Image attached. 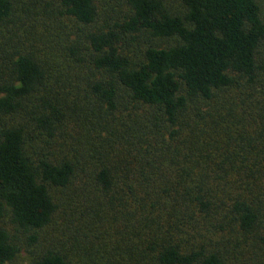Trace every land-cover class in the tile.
<instances>
[{"label":"trees","instance_id":"16d2710c","mask_svg":"<svg viewBox=\"0 0 264 264\" xmlns=\"http://www.w3.org/2000/svg\"><path fill=\"white\" fill-rule=\"evenodd\" d=\"M0 264H264V0H0Z\"/></svg>","mask_w":264,"mask_h":264},{"label":"rangeland","instance_id":"374dc122","mask_svg":"<svg viewBox=\"0 0 264 264\" xmlns=\"http://www.w3.org/2000/svg\"><path fill=\"white\" fill-rule=\"evenodd\" d=\"M56 195H57L56 200L59 203V210L56 213V216H55L54 223H53L52 227L49 226L46 229V234L47 233H52V235H55V236H57V234L55 233L56 231L61 232L59 230H60V228H61L60 226L62 224H66L67 221L70 222V220H68V218L65 216V212L66 211H71L70 207H72V205L70 206V203L68 202V199H67V197H68V189H62L61 191H57ZM74 196L75 195L73 193V200H75L76 204H77L78 197L77 196L74 197ZM69 198L72 200L71 197H69ZM73 200H72V202H73ZM73 204H74V202H73ZM71 217L74 218V213H73V215H71ZM52 228L54 230H52ZM26 256H27V254H26ZM27 258L29 260L30 257L27 256Z\"/></svg>","mask_w":264,"mask_h":264}]
</instances>
